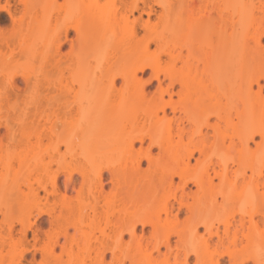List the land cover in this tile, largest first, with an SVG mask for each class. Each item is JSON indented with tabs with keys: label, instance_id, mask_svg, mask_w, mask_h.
<instances>
[{
	"label": "bare ground",
	"instance_id": "1",
	"mask_svg": "<svg viewBox=\"0 0 264 264\" xmlns=\"http://www.w3.org/2000/svg\"><path fill=\"white\" fill-rule=\"evenodd\" d=\"M2 128L0 149L10 153L0 159V214L9 224L0 264L25 258L11 220L39 207L41 192L53 229L36 264H106L107 251L118 264H157L144 245L151 233L159 255L177 236L186 260L201 258L214 236L224 239L206 220L169 229L171 192L237 205L256 228L254 217L264 218V0H0ZM20 223L26 240L32 224ZM199 227L206 246L190 248ZM230 256L264 264V231Z\"/></svg>",
	"mask_w": 264,
	"mask_h": 264
},
{
	"label": "rangeland",
	"instance_id": "2",
	"mask_svg": "<svg viewBox=\"0 0 264 264\" xmlns=\"http://www.w3.org/2000/svg\"><path fill=\"white\" fill-rule=\"evenodd\" d=\"M4 18L8 19L7 15L3 13ZM10 28H5L4 33H7ZM73 37V33L71 34ZM150 75V71H147L145 78H148ZM156 83L151 85L149 88L153 89ZM16 98V97H15ZM22 94L16 98V103H18V107L21 108L23 102L26 101ZM8 134L5 128L0 130V141L1 137H5ZM61 155L63 160L67 163L73 162L71 155L66 151V148L61 147ZM10 153V150L7 148L0 149V159L6 158ZM49 153L41 154V157L45 158L46 161H49L48 155ZM56 159H60L59 155L55 156ZM52 168L55 171L59 170V166L56 162L52 164ZM1 175V174H0ZM74 177L78 180V187L82 186V177L77 173H74ZM60 184L65 186V175L61 172L60 176ZM107 188L112 189V183L107 181ZM171 196L170 202L175 205L174 214L169 218H166L165 215H162V220L168 228L175 231H183L187 230L191 227H194L196 224L200 223L203 220H206L209 224L210 229L213 232H218L224 239V243H220L219 239L214 236L211 241V247H208V250L203 252L201 258H198L196 255H192L188 260L185 259L183 254V244L180 242L177 236L172 237V245L174 246L172 251H167L164 247L161 248V254L159 255L157 251H153L155 247V239L151 238L152 229L148 228L150 231V237L144 240V245L147 246L148 250L152 252L153 257L155 258L157 264H211L212 262H217L218 264H232V258L230 254H235L237 250L247 245V238L251 235L258 234L259 232L264 231V218L261 215H256L254 217V221H257L256 227L250 223V217L246 214L241 215L239 211L240 208H237V205L225 204L222 209H217L213 204L202 205L201 202L195 201L191 198L183 199L181 197V193L179 191H173L167 196L174 194ZM77 195L76 191L71 188L69 189L70 199H73ZM50 201L54 200V197H49ZM179 200H183V205H180ZM221 204V199H218ZM1 202V201H0ZM51 208V204L47 201V196L44 192H41V202L39 207L33 208L29 215L23 220V217L19 215H15L11 222H14L15 228V237L16 239L23 245L22 248L28 249V252L24 255L25 258L20 262V264H36L33 262V258L37 259V262H41L42 260V251L41 246L46 241L45 232H50L53 229L52 221L53 215H49L46 212ZM203 211L204 209H208V213L205 218H201L199 214V209ZM259 208H257L258 210ZM101 212V210H99ZM41 212H45L41 214ZM233 212H236L233 214ZM118 215V214H116ZM113 218V216H112ZM21 221H27L32 224L31 229L27 233L26 240L22 239V225ZM9 224V220H6L0 214V231H4ZM100 227L105 228L104 222H100ZM89 230V228H85ZM141 228H139L140 230ZM111 229L107 228L106 233L110 234ZM95 235L100 238L105 244L109 245V248L115 247L113 241L111 239L102 237L101 233L98 231L95 232ZM248 236V237H247ZM209 238L208 231L205 230L204 227H199V235L197 237H193L188 242V247L194 249H203L205 245V239ZM127 242L130 241L128 236L125 237ZM179 242V243H178ZM99 246V243L95 244V247ZM107 263L106 264H118L114 261V255L111 251H107ZM115 255H120V250L117 249ZM12 263V262H11ZM9 263V264H11ZM247 264H254L253 262H249Z\"/></svg>",
	"mask_w": 264,
	"mask_h": 264
}]
</instances>
